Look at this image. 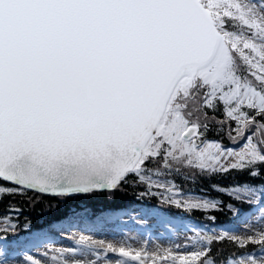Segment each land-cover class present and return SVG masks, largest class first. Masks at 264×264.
Segmentation results:
<instances>
[{
    "label": "snow or ice",
    "instance_id": "obj_1",
    "mask_svg": "<svg viewBox=\"0 0 264 264\" xmlns=\"http://www.w3.org/2000/svg\"><path fill=\"white\" fill-rule=\"evenodd\" d=\"M221 106L218 123L246 139L239 151L204 140L207 110ZM158 160L264 173V0H0V200L114 190L130 175L151 180ZM240 193L264 197V185ZM201 239L178 264H217L222 241L262 253L225 264H264V231Z\"/></svg>",
    "mask_w": 264,
    "mask_h": 264
},
{
    "label": "rangeland",
    "instance_id": "obj_2",
    "mask_svg": "<svg viewBox=\"0 0 264 264\" xmlns=\"http://www.w3.org/2000/svg\"><path fill=\"white\" fill-rule=\"evenodd\" d=\"M239 2L259 5L261 0H239ZM146 182L155 194L159 193L155 191L156 189L163 190L164 201L184 211H190L184 207L188 202L210 201L205 196L182 195L166 180L146 178ZM230 195L236 197L233 190ZM239 196L240 200L251 205H260L262 202L259 196H249L244 193H240ZM175 201H179L180 206H177ZM215 209L216 207L199 210L208 212ZM153 215L137 210L134 213L126 212L123 219L119 217L92 219L95 217L83 214L79 220L85 224L76 219L77 217H73L63 226L40 227V230L48 229L49 232L46 235L37 234V238L31 235L36 234L39 229L19 228L17 233L19 240L13 243L8 240L7 233L15 232L14 228L20 224L9 219H0V264H167L170 257L176 258V264H178L181 258L191 260L193 252L207 247L202 237H216L222 233H228L246 239L264 231V206L246 215L242 222L238 221L228 226L227 229L209 225L206 228L176 225L169 218H157ZM14 218L15 220L21 218V222L24 223L23 216ZM89 219L91 221H87ZM80 227L87 228L88 231L95 229L99 232L90 233ZM77 232H81L79 237H72ZM110 234L120 240L119 246L105 244ZM33 237L34 240H31ZM136 244H141V248L134 250L133 247ZM121 249L128 252L129 256L120 255ZM137 254H140V260L132 258ZM250 254L259 256L262 253L258 250ZM110 255L117 256L115 263H111Z\"/></svg>",
    "mask_w": 264,
    "mask_h": 264
},
{
    "label": "trees",
    "instance_id": "obj_3",
    "mask_svg": "<svg viewBox=\"0 0 264 264\" xmlns=\"http://www.w3.org/2000/svg\"><path fill=\"white\" fill-rule=\"evenodd\" d=\"M208 111V125L209 131L205 135L204 139H215L219 141H227V136L230 125L228 122L221 125L218 121H223L224 117L222 107L221 110L213 112ZM215 117V119H213ZM223 129V130H221ZM171 167L164 168L161 161L149 165L148 174L156 175L159 172L161 176L172 179L178 186L189 192H213L214 187L228 188L235 185H252L260 188L264 185V173H261L260 177L253 178L247 172L231 171L227 173H205L197 170L193 167L185 164H177L170 162ZM145 188L141 186L136 180L135 176H129L127 183H121L117 189L112 192H94L82 197L56 199L50 197H38L26 192L24 195L8 196L3 200H0V217L6 215V213L14 206L19 207L22 211H30L32 216H37L40 212L56 213V216L61 213H68L72 210V206H81L83 204L93 208L98 204H105L110 206H121L127 204V202L134 200L135 198H148L144 197ZM223 204L227 206L229 203L235 202L232 199H228L226 196H221ZM126 206V205H125ZM224 206V207H226ZM220 212L212 213V215L218 216ZM47 216V215H46ZM57 218H59L57 216ZM229 243L223 242L215 244L214 256L225 258L228 254L234 250L229 246ZM217 247V248H216ZM217 249V250H216Z\"/></svg>",
    "mask_w": 264,
    "mask_h": 264
},
{
    "label": "bare ground",
    "instance_id": "obj_4",
    "mask_svg": "<svg viewBox=\"0 0 264 264\" xmlns=\"http://www.w3.org/2000/svg\"><path fill=\"white\" fill-rule=\"evenodd\" d=\"M79 232L78 233H76V234H74L73 235V237H79ZM68 240V239H67ZM121 242H120V240L119 239H117V238H114V237H112V235L110 234V238L107 240V241H105V244H112V245H115V246H119V244H120ZM100 245H102V246H104V247H106L105 245H103V244H101V243H99ZM139 248H141V244H136V245H134V247H133V249L134 250H137V249H139ZM159 251H161V249L159 248ZM165 254H167V253H165ZM110 260H111V263H115L116 262V259H115V256H111L110 257ZM173 258H168V260H167V264H173ZM175 261H176V258H175ZM89 263H91V262H89Z\"/></svg>",
    "mask_w": 264,
    "mask_h": 264
}]
</instances>
